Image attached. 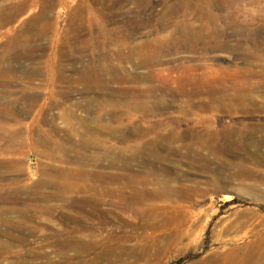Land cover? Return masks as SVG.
Instances as JSON below:
<instances>
[{"label": "rangeland", "instance_id": "1", "mask_svg": "<svg viewBox=\"0 0 264 264\" xmlns=\"http://www.w3.org/2000/svg\"><path fill=\"white\" fill-rule=\"evenodd\" d=\"M7 14L13 17L6 21ZM2 19L0 162L21 160L23 168L0 179V264L58 261L63 238L75 234L86 241L125 231L136 236L126 241L135 245V257L111 264H208L211 257L245 253L258 242L264 233V0H0ZM124 37L132 47L151 44L158 61L139 66L138 55L122 61L128 54L120 47ZM121 63L123 74L139 79L112 81L109 71ZM169 131L180 137L172 149L154 147L167 159L156 163L145 153L142 162L133 161V171L155 179L149 186L157 190L169 184L162 170H168L171 187L198 190L189 197L169 193L150 205L157 214L147 228L111 198L101 202L108 221L84 220L85 211L75 206L42 210L39 200H29L34 186L50 179L42 168L117 173L120 181L108 185L126 183L128 172L108 160L99 167L76 161L74 149L86 139L98 136L115 154L129 155ZM203 132L228 147L219 154L203 150L211 170L221 175V187L209 183L210 173L194 168L185 152ZM56 147L71 160L52 155ZM90 152L103 154L96 147ZM243 169L246 179L232 177ZM11 179L18 184L11 186ZM16 189L20 195L8 196ZM70 199L87 203L91 196L77 192ZM3 218L16 226L4 225ZM76 252L69 247L67 255Z\"/></svg>", "mask_w": 264, "mask_h": 264}, {"label": "bare ground", "instance_id": "2", "mask_svg": "<svg viewBox=\"0 0 264 264\" xmlns=\"http://www.w3.org/2000/svg\"><path fill=\"white\" fill-rule=\"evenodd\" d=\"M11 14L5 15L4 19L6 21L9 20L11 17H13ZM4 19H2L3 21L0 22V25H3ZM129 37H127V38L124 37L125 39H123L120 43V47L122 48V50L128 49V54H127V56H125L124 58L121 59L122 61H124L125 59H129L133 56H137V55L140 56L139 62H138L139 66H150L154 62L158 61L157 52L151 46V44H146L144 48H138L137 46L139 44L137 46L132 47V45H131L132 41L129 40ZM142 46H144V45H142ZM17 50H19V49H17ZM8 51H7V54L5 56L7 59H8V57L9 58L11 57ZM124 63L127 64L128 62L126 63V61H125ZM107 66H109V65H107ZM124 68H125L124 65L121 63L118 66V68L110 69L109 72L112 75V81L127 82V81H131V80H138L139 79L138 77L131 78L129 73L123 74V72L125 71ZM145 77L146 76H144V78ZM92 79L98 80L96 78H92ZM198 94H200V93H198ZM114 98H116V97L114 96ZM110 99H112V98H110ZM212 99H214V98H212ZM0 112L2 113V111H0ZM173 131H169L170 134L165 136V137L160 136L159 137L160 139L157 138L159 140H157V141L154 140L155 142H152V141L145 142L144 141L145 145L143 146L144 147L143 150H140L139 149L140 147H139L137 150L131 152V154H129V155L123 154V152L125 150H122V152L115 154L113 152L112 147L106 146L105 143H103L101 138L98 136H97V141L86 139L82 142L80 148L74 149V151H76V153H75L76 158L74 157L76 159V161L79 162L81 165H84V166H87L88 164H91V165L95 164L96 166L99 167V166H101L103 161L108 160V163L111 167H113V168H120L121 167L122 169H124V171H126V173L128 172L130 177H128L129 175L125 174L126 177H128V178L125 177L127 180L126 183L123 184L121 187H117V188L109 186L111 183H115V182L120 181V176L117 173L116 174H113V173L107 174V173H102V172H99L96 170H81V169H79V170L72 171V170L63 169V168H42L41 173L43 175L49 177L50 179L46 180V181L43 180V181L38 182L34 186L32 192L30 193L29 200H32V201L33 200H35V201L39 200L43 205L37 206V208L42 209V210H55L56 211V210H60L62 207L75 206V207L80 208L83 212L85 211L84 212V220L85 219L90 220V218L95 217V218H103L104 220L108 221V219H109L108 214L110 212L103 210L101 208V202L106 201L107 198H111L110 200L112 201V203L114 204L115 207L122 208L123 212H126V213L132 212V213L138 215L140 219H142V222L136 223V225L138 227L147 228L148 226L151 225L150 220L153 217L154 213L157 212L156 210L148 209V207L150 205L154 204L156 201L164 200V198L166 199V196L169 193L175 192V193H179V195L180 194H182L184 196L188 195L187 197H189V196H191V194L197 192V190H198L196 187H188V188L184 187V188H176V189L171 187L170 177L168 178V176H169L168 170H164V171L162 170V172H164L166 174L165 176L167 177L165 184L166 183H169V184H166L164 190H157L155 187L149 186V185H154V184L158 183V182H156L155 179L150 181L146 178H142L143 176L141 177L138 173H135L133 171V167H134L133 161L142 162V160H143L142 157L144 158L143 154H145V153L149 154L151 152L153 154V158H154V161L156 163L157 162H160V163L164 162L167 158L163 157L160 154L161 152L158 154L155 151L154 147L157 145L159 146V144H161L162 148L164 147L167 150L172 149L171 145L176 140L180 139V137H178L175 134V132H173ZM148 132H149V130H148ZM97 134H99V132ZM206 135L208 137H210V136L212 137V135L209 136L208 133ZM191 137H193V136H191ZM204 137L205 136H204V132H203V134L196 135V137L194 139L192 138L193 141H191L192 140L191 139L190 140L191 142L190 143L188 142V144H186L184 146V148L186 149V151H185L186 155L192 159L191 160L192 162L191 161L190 162L192 163V166L194 168H197L202 172L204 171L206 173H210L211 178H210L209 183H212L215 187H221V185L217 186V184H220L219 182H221V175L216 173V172H213L211 170L210 164L212 162V159L209 156H204L203 150L204 149L207 150L210 154H213L216 152L219 154L221 151H223L225 153L227 151L228 147L223 146V145L218 146L217 145L218 143L215 144L214 142H211V140L213 138L212 139L211 138L205 139ZM228 138H230V137L228 136ZM228 138L226 137L225 140ZM0 139H2L1 136H0ZM126 139L124 137L122 140L125 141ZM163 139H165V143L163 142ZM142 140H144V139H141L140 142H137V143H139V144L142 143L143 142ZM225 140L222 143H224ZM214 141H217V140H214ZM238 143H240V142H238ZM219 144H220V142H219ZM76 147H78V146L76 145ZM94 147H96L97 149L101 148L103 150V154L101 157H96L90 152V150ZM173 149H174V147H173ZM51 154L54 155L55 157H59L63 161L71 160V157L69 156L68 151L63 150L60 147H58V148L56 147V149L54 151H52ZM210 154H208V155H210ZM258 160L259 159L255 158L254 161H251V159H250V161L252 163L253 162L257 163V162H259ZM251 162H249V163H251ZM22 163L23 162L21 160H14L13 162H0V179H3L4 177H6L8 175V173H10V172L21 170L23 168ZM224 163L228 164V161L225 160ZM231 163H233V162L231 161ZM262 163H263V161H262ZM251 166H253V165H251ZM242 171H241V173H238L235 176L232 175V177H239L242 179H246V177H248V174H246L244 169ZM247 173H249V172H247ZM154 174H156V173H154ZM258 176H260V175H258ZM123 178H124V176H123ZM8 182L11 186H16L18 184V180H14V179L8 180ZM163 186L164 185H162V187ZM43 187H51L52 191L43 192V191H41V188H43ZM77 192L91 196V200H88L87 203H84V202L73 203V201L70 199L71 194L77 193ZM202 192H205V191L203 190ZM9 195H20L19 189H16V191L13 190V192L9 193L8 196ZM31 196H34V197H31ZM48 201H53L54 203L51 205H45V203ZM59 202H62V203H59ZM167 207H168V205H167ZM169 207H170V205H169ZM7 209L9 211L10 210H16L15 207H8ZM156 209H157V207H156ZM183 210L188 212L187 207H183ZM185 215H186V213H185ZM2 220H3L2 223L6 226L7 225L10 227L16 226L11 221H9L10 219L3 218ZM127 223H133L134 224V222H127ZM231 227H234V225H232ZM132 228H133V226H132ZM249 232H255V227L250 228ZM246 234H247V232H246ZM63 239H64L65 243H64V245L61 244L62 245L61 251H60L61 259H59L58 261H52L50 258H48L49 264H100L103 261L107 262V264H111V263L117 262V261H120V262L124 261L126 256L127 257L129 256L132 258L135 257L134 256L135 251H136L134 249L135 245L128 246V244H126L127 240L136 239V236H134L130 232L125 231V232L108 233V234L106 233V235H104L103 238L98 239V240H93V241L92 240L86 241L81 236L76 235V234L65 237ZM53 242H54V239L52 238L50 240H47L43 244H48V243H53ZM69 247L75 248V250L77 252L73 255H67V250ZM147 250L149 251L148 248H147ZM145 254H147V253H145ZM207 262H208V264H264V233L260 234L258 242L251 245L250 249H248V251H246L245 253L231 252V253H228L227 255H224V256L213 257V258L211 257ZM123 264H134V260L131 262H127V263L123 262ZM144 264H151V260L146 261V263H144Z\"/></svg>", "mask_w": 264, "mask_h": 264}]
</instances>
